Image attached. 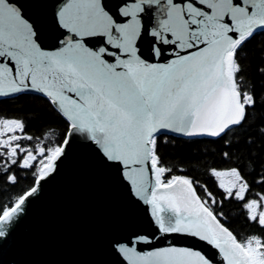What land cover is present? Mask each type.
Here are the masks:
<instances>
[{
  "label": "snow or ice",
  "instance_id": "snow-or-ice-1",
  "mask_svg": "<svg viewBox=\"0 0 264 264\" xmlns=\"http://www.w3.org/2000/svg\"><path fill=\"white\" fill-rule=\"evenodd\" d=\"M53 19L58 35L46 50L38 25L17 0H0V96L43 95L67 122L62 144L37 147L36 186L0 207V237L56 170L73 135L82 134L126 182L133 202L147 206L159 233L211 246L221 257L217 264H264V235L238 239L213 207L222 202L206 188L202 198L191 178L161 165L157 141L164 131L222 137L246 121L256 99L241 88L238 53L264 32V0H118L115 10L106 0H63ZM145 36L151 37V58L142 51ZM24 127L19 119H0L4 173L37 161L19 143L32 139L16 134ZM212 174L234 177L227 184L221 179L219 187L228 198L246 200L250 187L237 168ZM243 208L264 228V195ZM137 244L151 239L134 234L118 243L127 264H214L196 246L139 251Z\"/></svg>",
  "mask_w": 264,
  "mask_h": 264
},
{
  "label": "water",
  "instance_id": "water-1",
  "mask_svg": "<svg viewBox=\"0 0 264 264\" xmlns=\"http://www.w3.org/2000/svg\"><path fill=\"white\" fill-rule=\"evenodd\" d=\"M17 2L26 17L38 25L41 38L38 42L46 50H52L58 35L53 17L63 0ZM106 2L115 10L118 0ZM150 45L151 37L145 36L141 46L149 58ZM169 58L162 57L159 62ZM19 94L0 96V99ZM163 133L184 138H215ZM34 154L37 159L41 157L37 152ZM101 159L91 141L82 134L73 135L65 154L57 161L56 170L40 182L37 192L26 201L24 212L9 226L7 234L0 237V264H127L117 245L126 243L134 234L151 239L150 245L137 244L139 251L172 244L196 246L214 258V264L221 261L211 246L186 236L159 233L145 211L147 206L133 202L126 182Z\"/></svg>",
  "mask_w": 264,
  "mask_h": 264
},
{
  "label": "trees",
  "instance_id": "trees-1",
  "mask_svg": "<svg viewBox=\"0 0 264 264\" xmlns=\"http://www.w3.org/2000/svg\"><path fill=\"white\" fill-rule=\"evenodd\" d=\"M242 71L238 78L242 90L250 91L256 104L250 108L246 121L222 137L184 138L170 134L157 137L158 155L161 165L172 169L171 175H184L197 184L198 194L204 197L203 189L222 203L214 209L222 213L221 222L225 223L238 239L248 235H264V228L247 218L243 203L248 199L264 195V32L257 33L238 53ZM19 119L24 123V130L19 135L31 136L32 139L19 141L22 148L36 152L38 146L46 149L62 144L67 134V122L58 114L49 101L40 95L21 93L15 97L0 99V119ZM24 153L20 154L23 158ZM31 168L12 166L11 172L0 171V207L11 206L19 195L34 185L38 171V161ZM4 161L0 158V167ZM237 168L250 191L244 202L235 197L228 198L225 190L219 187L221 179L227 184L235 178L217 177L212 170L228 171ZM8 175H16V182L9 181ZM239 184H237V188Z\"/></svg>",
  "mask_w": 264,
  "mask_h": 264
},
{
  "label": "flooded vegetation",
  "instance_id": "flooded-vegetation-1",
  "mask_svg": "<svg viewBox=\"0 0 264 264\" xmlns=\"http://www.w3.org/2000/svg\"><path fill=\"white\" fill-rule=\"evenodd\" d=\"M17 135H19L18 131L16 132Z\"/></svg>",
  "mask_w": 264,
  "mask_h": 264
},
{
  "label": "rangeland",
  "instance_id": "rangeland-1",
  "mask_svg": "<svg viewBox=\"0 0 264 264\" xmlns=\"http://www.w3.org/2000/svg\"><path fill=\"white\" fill-rule=\"evenodd\" d=\"M39 164V163H38ZM41 165L39 164V167H40Z\"/></svg>",
  "mask_w": 264,
  "mask_h": 264
}]
</instances>
